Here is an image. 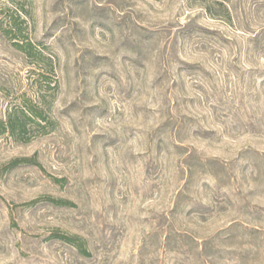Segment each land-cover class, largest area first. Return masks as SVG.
<instances>
[{
	"label": "rangeland",
	"instance_id": "374dc122",
	"mask_svg": "<svg viewBox=\"0 0 264 264\" xmlns=\"http://www.w3.org/2000/svg\"><path fill=\"white\" fill-rule=\"evenodd\" d=\"M41 97L0 264H264V0H0V121Z\"/></svg>",
	"mask_w": 264,
	"mask_h": 264
},
{
	"label": "trees",
	"instance_id": "16d2710c",
	"mask_svg": "<svg viewBox=\"0 0 264 264\" xmlns=\"http://www.w3.org/2000/svg\"><path fill=\"white\" fill-rule=\"evenodd\" d=\"M30 47L31 46L27 43L20 47V49L24 50L27 55L31 56L29 50ZM45 61L52 63V58H47ZM43 103V97H41L39 105H26L24 109H16L9 113L5 121H0V133L2 131H6L10 136L18 137L26 133L28 124L36 125L40 129H44V126H41L39 122H36L37 120L40 122L46 121L45 117L43 116V108L40 107V105H43Z\"/></svg>",
	"mask_w": 264,
	"mask_h": 264
}]
</instances>
